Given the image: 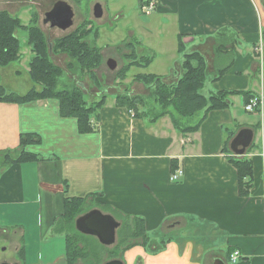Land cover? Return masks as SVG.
<instances>
[{
    "label": "crops",
    "instance_id": "1",
    "mask_svg": "<svg viewBox=\"0 0 264 264\" xmlns=\"http://www.w3.org/2000/svg\"><path fill=\"white\" fill-rule=\"evenodd\" d=\"M26 1L0 0V12L16 16ZM147 1L97 0L107 14L115 4V21L124 25L115 27L103 14L96 30L132 28L127 33L137 58L150 60L135 67L139 74L177 80L183 73L180 44L185 54L200 53L208 75L203 94L234 93L228 108L211 111L197 132L183 135L169 117L152 123L106 103L98 110V131L85 135L75 119L61 118L55 100L0 102V152L18 149L24 134L41 140L26 149L36 158L0 170V264H68L66 236L54 229L67 199L94 196L123 219L145 223L153 244L138 241L121 257L124 264H233L234 252L240 253L235 264H264V122L243 108L245 94L264 90V0H154L156 11L145 14ZM141 16L147 20L135 19ZM90 36L95 45V31ZM130 41L123 36L119 45ZM27 71L0 68V84L24 95L33 89ZM243 129L254 138L237 156L229 144ZM233 156L251 161L247 190ZM181 169L184 176L172 182ZM33 252L37 260L30 262Z\"/></svg>",
    "mask_w": 264,
    "mask_h": 264
},
{
    "label": "trees",
    "instance_id": "2",
    "mask_svg": "<svg viewBox=\"0 0 264 264\" xmlns=\"http://www.w3.org/2000/svg\"><path fill=\"white\" fill-rule=\"evenodd\" d=\"M79 28L76 32L68 34L62 39L57 40V43L53 44L43 36L42 32L36 27L27 28L19 23L17 18L10 16L8 12H0V68L5 69L13 63L20 61L21 59V41L18 35H16L18 29H24L27 31L26 43L30 46L32 51V59L29 62V75L32 80L40 84V88L34 87L28 93L24 95H18L10 93L0 85V102L25 104L36 101L55 100L59 103L60 116L64 119H75L79 127L80 133H91L98 131L99 114L98 110L106 105L105 98L99 102L91 105L83 99L81 90L74 88L73 90L63 89L57 90L56 83L58 76L62 71L54 67L49 61L51 55L57 53H66L71 57V60L75 61L76 65L88 69L92 65H95L99 61L100 54L98 48H90L83 42L84 37L87 34H91L92 30L83 35H80L82 30L86 27ZM130 47H135L133 43L128 44ZM50 48L52 51L50 52ZM136 48V47H135ZM184 45L181 43L179 46L180 53L183 54V61L181 69L182 75L177 78L176 81L171 84L163 82V77H158L151 74H138L136 79L144 82L148 89L154 96V102H156L164 112L157 113L149 122L155 123L162 117H170L176 130L181 134H192L199 130L201 122L206 118L207 114L215 110H223L228 108V97L234 93L220 91L213 93L210 96L203 94V89L208 79L206 71V62L200 53L198 52H183ZM131 64L126 66L121 72L128 73L132 67L145 68L149 65L150 60L148 58H137V53L133 50L128 56ZM74 65L70 66L73 67ZM82 70V69H81ZM56 82V83H55ZM42 83V84H41ZM252 94H245V100L247 101ZM122 98V97H121ZM124 104L116 105L124 107L130 113L135 112V117L149 118L147 113L138 115L137 110L140 104H143L144 98L139 96H124L122 99ZM173 106L176 109V114L170 113L166 109ZM176 106V107H175ZM204 112V116L196 122L191 124L189 120L193 119L195 113ZM20 147L16 150L0 152V170L7 168L9 165L15 163H21L27 159L36 158L34 155L27 153L26 149L30 145L40 143V138H36L34 134H24L21 136ZM234 157V156H233ZM229 157V160L237 168L239 174V181L242 191L247 190L250 186L249 182H245L252 177V164L247 159H236V157ZM87 199V198H86ZM85 198H73L67 199L65 202V211L61 219L56 224L54 230L57 233L65 234L67 242V262L68 264H102V253L105 246L100 243L93 246L89 241L92 237L80 234L75 227L76 215L80 214L79 209L76 208L78 202H83ZM127 221L131 220L133 224H136L135 228L131 231L118 234V242L114 250L109 253V261L119 259L125 252L134 246L138 245L137 242L131 244L125 243L127 239H142V246L147 247L149 245V239L145 231V223L142 219L138 218H124ZM126 224V223H125ZM119 256V257H118Z\"/></svg>",
    "mask_w": 264,
    "mask_h": 264
},
{
    "label": "rangeland",
    "instance_id": "3",
    "mask_svg": "<svg viewBox=\"0 0 264 264\" xmlns=\"http://www.w3.org/2000/svg\"><path fill=\"white\" fill-rule=\"evenodd\" d=\"M26 1V0H25ZM56 1H65L68 3L71 7L73 6L74 15H75V23L74 25L67 31H60L57 29H50L49 25H43V14L52 7V4ZM97 0H28L26 3L25 8H23L22 12L17 14L16 16H13L15 14H10L13 18H17L19 20V23L22 24L24 27L29 26L36 27V29L40 30L45 36L46 39H48L52 43H57V40L62 39L63 37L67 36L68 34L76 32L79 28H83L82 26H86L80 35H83L87 33L88 31L94 33L95 31V45H94V39L91 38L90 34H87V37L85 35L83 42H85L90 48H98L100 59L98 62L95 63V65H92L91 68L83 69L76 65L75 61L71 60V57L66 53H57L50 57V63L56 67L57 69H60L62 71L61 75L58 76L57 83H56V89L57 90H63V89H69L73 90L74 88H79L82 93L83 99L87 102V104L91 105L93 103L99 102L100 100H103L105 98L107 104H115L120 105L124 104L125 102L122 100L124 96H139L140 98H144L143 104H140L137 111L138 115L144 114L146 112L149 116V120H151V117H153L157 113H162L164 110H162V107H160L156 102H154V96H152V92L148 89V87L144 84L142 81H138L136 79V75L139 74V69H134L133 67L127 71L128 73L124 74L121 72L126 66L132 63L131 60L127 59L130 56V53L133 52V50L137 53V56L139 57L140 54H138V47H130L127 44L120 46L119 42L122 41L123 36L126 37L127 40H131L130 43H133L132 39L129 38V35L127 32H129L132 28L129 26H126L122 32L119 30L112 28L111 26H104L102 29L96 30V23H98L99 20L93 17V7L97 4L94 3ZM103 7V6H102ZM117 6L113 3H109V6H107V11L109 14L104 13V17L106 18L108 15H110V18L114 21L113 24H115V27L117 26H123V22H117L115 21V12H117ZM52 9V8H51ZM137 15V13L135 14ZM103 17V18H104ZM135 19H138L139 22H144L145 17H135ZM27 31L24 29H18L16 35L19 37L21 41V58L20 61L13 63L11 66L13 68L15 67H22L28 69L27 76L29 78V84L31 87L33 86L36 88H40V84L32 80V77L29 75V62H31L32 59V51L30 50V46L27 45L26 36ZM107 36L110 41L107 42ZM98 42V43H97ZM111 42V43H110ZM97 44V45H96ZM101 49H104L103 53ZM110 55H108V53ZM105 53V54H104ZM147 57L149 55V52H144L143 54ZM113 56L115 57L118 67L116 70L112 71L108 69L107 64V57ZM74 65L73 67H70ZM10 67V66H8ZM7 67V68H8ZM82 69V70H81ZM26 72V71H25ZM24 72V73H25ZM20 73V72H19ZM23 73V74H24ZM17 73H15L16 75ZM22 74V75H23ZM20 75V78H25ZM26 75V74H25ZM14 76V75H13ZM4 79V78H3ZM1 80V79H0ZM11 80L16 81L13 77H11ZM164 83L171 84L174 82V80L171 79H162ZM176 81V80H175ZM21 84H26V82L23 80L20 84H17L15 86H20ZM42 84V83H41ZM80 84H83L85 86V89L82 88ZM1 85V84H0ZM5 86H10V82L8 78L4 80ZM143 87V89L141 87ZM6 90V89H5ZM28 93V92H27ZM122 97V98H121ZM176 107V106H175ZM170 113L176 114V109H174L173 106L166 109ZM136 114L135 112L131 113ZM201 112L195 113V116L193 119L189 120L190 123L193 125L195 124L198 119L201 116ZM135 116V115H134ZM165 117L160 118L159 120H163ZM170 118V117H169ZM148 120V121H149ZM158 120V121H159ZM172 122V121H171ZM173 125V123H172ZM174 127V125H173ZM175 128V127H174ZM176 129V128H175ZM103 198L101 197H90L87 198L83 202H78L76 205V208L79 209L78 217H76L75 221L81 216L86 213H89L92 210L98 209L103 213H112L116 217V219L121 222V229L117 232V239L118 234L120 235L122 231L129 232L132 228H135L136 224H133L131 220L123 219L121 215L114 213V210L106 204V202H103ZM126 223V224H125ZM75 227V226H74ZM76 228V227H75ZM74 228V229H75ZM77 231V230H76ZM116 239V240H117ZM141 238L138 239H127L124 246L127 244H133L135 242L141 241ZM93 246L97 245L99 242L96 238H91L89 240ZM98 242V243H97ZM118 242V240H117ZM151 244L152 241L149 240ZM119 244V243H117ZM116 244V245H117ZM116 245L111 247H105L103 249L102 253V264L108 262L109 260V253L111 250H114ZM30 257V262L37 260V253L33 252ZM119 257V256H118ZM122 257V256H120ZM77 264H82V262H79Z\"/></svg>",
    "mask_w": 264,
    "mask_h": 264
},
{
    "label": "water",
    "instance_id": "4",
    "mask_svg": "<svg viewBox=\"0 0 264 264\" xmlns=\"http://www.w3.org/2000/svg\"><path fill=\"white\" fill-rule=\"evenodd\" d=\"M101 4L97 3L93 7V17L100 19L103 17L104 11ZM74 10L65 1H58L52 9L45 14L43 23L50 24L52 28H59L62 31L69 30L74 25ZM108 69L114 71L117 68V62L109 58L107 61ZM85 88L83 84H80ZM254 138V133L251 129L241 130L232 140L230 145L231 151L242 156L251 146ZM121 223L111 214L103 213L98 209L92 210L89 213L81 215L75 221V229L82 235L91 236L105 247L114 246L117 242V232L120 229ZM215 264H224L217 260ZM6 264V263H5ZM104 264H124L122 260L115 259Z\"/></svg>",
    "mask_w": 264,
    "mask_h": 264
},
{
    "label": "built area",
    "instance_id": "5",
    "mask_svg": "<svg viewBox=\"0 0 264 264\" xmlns=\"http://www.w3.org/2000/svg\"><path fill=\"white\" fill-rule=\"evenodd\" d=\"M156 2L154 0H149L146 2V5L144 8H142V11L145 14H152L153 12L156 11ZM244 111L246 113L250 114H256L261 118L262 122H264V90L258 91L257 94H252L249 99L244 103ZM134 116V114L132 115ZM263 131H264V126H263ZM184 171L178 170V172H174V174L171 177L172 182H177L181 177L184 176ZM240 258V253L239 252H234L230 256V260L233 264L237 262Z\"/></svg>",
    "mask_w": 264,
    "mask_h": 264
},
{
    "label": "flooded vegetation",
    "instance_id": "6",
    "mask_svg": "<svg viewBox=\"0 0 264 264\" xmlns=\"http://www.w3.org/2000/svg\"><path fill=\"white\" fill-rule=\"evenodd\" d=\"M57 2H58V1H56L55 3H57ZM55 3H54V4H55ZM54 4H53V6H54ZM53 6H52V7H53ZM53 44H54V43H53ZM51 51H52V49L50 48V52H51ZM51 56H52V55H51Z\"/></svg>",
    "mask_w": 264,
    "mask_h": 264
}]
</instances>
